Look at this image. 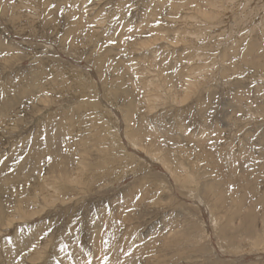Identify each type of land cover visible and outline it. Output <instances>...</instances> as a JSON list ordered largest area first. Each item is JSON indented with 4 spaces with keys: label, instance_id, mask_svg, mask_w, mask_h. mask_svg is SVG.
<instances>
[{
    "label": "rangeland",
    "instance_id": "obj_1",
    "mask_svg": "<svg viewBox=\"0 0 264 264\" xmlns=\"http://www.w3.org/2000/svg\"><path fill=\"white\" fill-rule=\"evenodd\" d=\"M0 264H264V0H0Z\"/></svg>",
    "mask_w": 264,
    "mask_h": 264
},
{
    "label": "bare ground",
    "instance_id": "obj_2",
    "mask_svg": "<svg viewBox=\"0 0 264 264\" xmlns=\"http://www.w3.org/2000/svg\"><path fill=\"white\" fill-rule=\"evenodd\" d=\"M223 17V16H222ZM135 145L137 144L136 142H134V141H132ZM146 152H148V154H150V155H153V156H156V154H151L152 152H149V151H146Z\"/></svg>",
    "mask_w": 264,
    "mask_h": 264
},
{
    "label": "snow or ice",
    "instance_id": "obj_3",
    "mask_svg": "<svg viewBox=\"0 0 264 264\" xmlns=\"http://www.w3.org/2000/svg\"><path fill=\"white\" fill-rule=\"evenodd\" d=\"M50 159V158H49Z\"/></svg>",
    "mask_w": 264,
    "mask_h": 264
}]
</instances>
